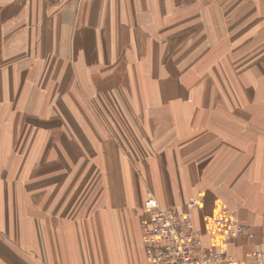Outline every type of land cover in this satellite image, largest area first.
I'll use <instances>...</instances> for the list:
<instances>
[{"label": "crops", "instance_id": "1", "mask_svg": "<svg viewBox=\"0 0 264 264\" xmlns=\"http://www.w3.org/2000/svg\"><path fill=\"white\" fill-rule=\"evenodd\" d=\"M177 4L170 0H83L77 22L75 3L70 0H15L2 14V48L9 44L6 40L11 38L12 28L17 27L19 36L26 38L41 35L48 45L56 46L53 49L58 53V65L65 68L66 83L73 79L84 94L80 97L77 90V100L64 96V100L56 102L58 93H64L62 87H57L44 102V109L63 115L70 109V135H82L78 136L85 150L86 143L90 146L93 130L101 140L110 134L117 142L116 146L110 144L118 160L111 169L115 175L109 188L119 189L121 194L105 191L99 184L100 195L91 202L90 198L75 199L72 192L70 204L73 207L75 203L77 208L71 209V216L83 217V223L78 224L83 230V242L76 246L75 232L68 233L72 245L66 246L67 251L56 264H92L95 248L107 253L99 260L102 264H148L141 240L144 214L140 210L149 196L164 208H182L192 200L203 202L194 210L199 229H204L205 218L224 213L246 220L261 235L252 241L235 240L230 252L238 258H244L250 249L264 247V101H260L264 99V75L255 70L242 73L241 65L234 68L231 64L232 68L222 70L228 81L239 83L233 84L242 93L238 107L221 98L222 86L215 79L218 69L205 76L209 80L188 79L187 64H182L186 53L173 49V44H182L174 43L172 31L179 30L180 41L188 25L200 22L188 21V8L182 10ZM16 11L19 21L12 25V13L17 14ZM259 14H264V10ZM215 22L205 23L206 28L214 23L218 30L215 39L228 42L235 37L230 34L233 27L228 21ZM24 23L27 29L22 32ZM76 24L79 27L71 39ZM256 28L263 30V26ZM248 30L246 42L244 33H237V38L250 46L251 27ZM22 43L32 44L33 40ZM229 53L216 60L234 62V52ZM9 72L14 85L5 82L4 75L2 84L15 87L18 75ZM195 74L192 72V76ZM250 92L255 95L252 97ZM257 97V106H253L257 112L252 116L249 109ZM12 120L13 130L16 118ZM50 125L55 127L58 123ZM106 163L109 167V161ZM124 189H130L132 196ZM103 200H109V212L105 216L102 212L92 214L91 209L97 210ZM128 203L139 207L126 211ZM92 218L94 222L99 220L95 227ZM92 227L100 238L85 239V231L90 233ZM6 249L2 253L9 255L3 256L0 264H51L50 259H59L55 251H49L52 255H46L45 261H28L15 257L11 246ZM31 249L28 246V252L35 254Z\"/></svg>", "mask_w": 264, "mask_h": 264}, {"label": "rangeland", "instance_id": "2", "mask_svg": "<svg viewBox=\"0 0 264 264\" xmlns=\"http://www.w3.org/2000/svg\"><path fill=\"white\" fill-rule=\"evenodd\" d=\"M13 1L15 0H0V19L3 18L4 11L8 10L7 6ZM82 1L70 0V3H75L76 16L74 14V17L77 22L82 12ZM170 1L171 4L177 1V6H181L182 10L188 8V21L199 20L200 22L188 25L180 41L177 40L179 30L172 31L174 43L176 41L182 44H173V49L176 53L179 50L186 53V59L182 64H187L188 79L204 77V81L209 80L211 78L205 76L211 72L210 70L218 69L219 76L215 79H219V84L222 86L221 98L234 102L235 107L240 106L237 102L240 101L242 93L236 87L239 83H233L236 85L234 86L226 76L222 75V70L230 69L232 65L234 68L241 65L242 73L255 70L256 74L264 75V14H259L260 10H264V0ZM18 13H12V25L18 24ZM226 21L233 27L230 34L235 35L234 38H229L228 42L224 38H214L218 31L214 23L207 28L205 25L211 22L226 24ZM2 24L3 22L1 26ZM248 24L251 27L250 46L244 45L242 38H237V33L241 32L245 34L244 42L248 40L247 31L250 28ZM242 25L246 27H238ZM261 26L263 30L254 29ZM78 27L76 24L72 28L71 39L72 32H76ZM26 29L24 23L21 31L24 32ZM31 38L32 44L22 43ZM31 38L19 36L18 28H12L11 38L6 40L9 44H5L3 48L0 46V260L3 256L9 255L8 252L2 253V250L11 246L10 251L15 252L13 253L15 257L22 256L28 261L35 262L47 260L46 255H52L49 251H55L59 259L56 261L50 259V262L53 264L52 262L55 261L56 264L67 251L66 246L72 245L68 233L75 232L76 246L82 245L83 242V236H81L83 230L82 227H78V224L83 223V217L71 216V209L73 211L75 207L77 208L75 203L73 207L70 204L72 192L75 199L90 198L91 202L100 195L99 184L105 188V191L111 189L109 192L116 191L118 195L121 194V190L109 188L110 184H113L115 175L111 169L115 167L118 160L110 144L113 143L116 146L117 142L110 134L103 141L95 136L96 131L93 130L90 146L86 143L85 150L81 146L83 140H80V136L82 135L79 133L70 135V109L66 110L65 115L54 109H44V102L51 97V94H54L57 87L58 89L62 87L64 93H58L56 102L64 100L66 98L64 96L70 97V101L77 100L76 97H84V94L78 83H73V79L70 83H66L65 68L58 65V53L53 49L56 46L48 45L47 39L41 35L36 39L32 36ZM195 40H198L197 44ZM228 51L234 52L236 58L234 62L216 60L217 56L221 58ZM241 57L245 59H237ZM174 63L177 64L176 61ZM10 70L18 75L15 87L2 84V75H4L5 82L14 85ZM192 72L197 74L192 76ZM227 86L230 91L226 88ZM67 87L70 89L69 93H67ZM77 90H79V96L76 94ZM250 94L252 97L255 95L252 92ZM257 99L258 97L253 100L250 98L252 106L249 111L252 116H255L257 112V109H253L255 108L253 106H257L255 102ZM260 101L264 99L261 98ZM77 110L79 107L74 111ZM60 111L63 113L62 110ZM93 112L98 117L95 109ZM14 118L16 122L12 130L10 122ZM54 122L58 125L52 127L50 124ZM77 140L80 141L77 142ZM105 144H107V151ZM107 161H109V167ZM124 190L122 197L125 195ZM125 191L129 196L131 195L130 189ZM89 192L94 193L90 195ZM109 204V200H103L101 205L97 204V210L91 209L92 214L102 212L104 215L110 210ZM126 206V211L129 212L139 207L130 203ZM140 211L143 212V206ZM93 218L92 225L95 227L99 220L94 222ZM70 226L73 230H70ZM93 227L90 233L85 231V239L100 238L98 236L100 233L94 231ZM28 246H31L35 254L28 252ZM47 251L49 253L46 254ZM106 255L107 253L98 252V248H95L96 258L92 264H102L99 260Z\"/></svg>", "mask_w": 264, "mask_h": 264}, {"label": "built area", "instance_id": "3", "mask_svg": "<svg viewBox=\"0 0 264 264\" xmlns=\"http://www.w3.org/2000/svg\"><path fill=\"white\" fill-rule=\"evenodd\" d=\"M202 206L192 200L182 208H164L153 196L145 199L140 228L148 264H264V247L248 250L244 258L230 252L235 240L260 237L250 223L224 213L205 218L199 229L194 210Z\"/></svg>", "mask_w": 264, "mask_h": 264}]
</instances>
